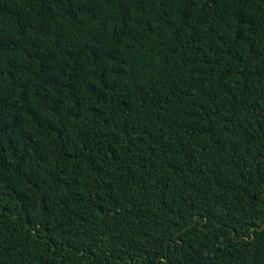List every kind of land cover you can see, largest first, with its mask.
Returning a JSON list of instances; mask_svg holds the SVG:
<instances>
[{"label":"trees","instance_id":"obj_1","mask_svg":"<svg viewBox=\"0 0 264 264\" xmlns=\"http://www.w3.org/2000/svg\"><path fill=\"white\" fill-rule=\"evenodd\" d=\"M0 264H264V0H0Z\"/></svg>","mask_w":264,"mask_h":264}]
</instances>
